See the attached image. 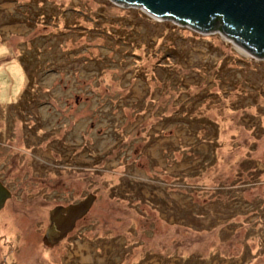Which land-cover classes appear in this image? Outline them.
Returning a JSON list of instances; mask_svg holds the SVG:
<instances>
[{"label": "rangeland", "instance_id": "obj_1", "mask_svg": "<svg viewBox=\"0 0 264 264\" xmlns=\"http://www.w3.org/2000/svg\"><path fill=\"white\" fill-rule=\"evenodd\" d=\"M0 180V264H264V59L110 0H0Z\"/></svg>", "mask_w": 264, "mask_h": 264}, {"label": "water", "instance_id": "obj_2", "mask_svg": "<svg viewBox=\"0 0 264 264\" xmlns=\"http://www.w3.org/2000/svg\"><path fill=\"white\" fill-rule=\"evenodd\" d=\"M123 8H139L148 16L170 20L198 34L217 33L239 52L264 59V0H110ZM0 181V210L10 198ZM94 196L48 212L44 239L50 245L62 239L89 210Z\"/></svg>", "mask_w": 264, "mask_h": 264}, {"label": "flooded vegetation", "instance_id": "obj_3", "mask_svg": "<svg viewBox=\"0 0 264 264\" xmlns=\"http://www.w3.org/2000/svg\"><path fill=\"white\" fill-rule=\"evenodd\" d=\"M1 181V180H0ZM2 182V181H1ZM3 184V183H2ZM4 185V184H3Z\"/></svg>", "mask_w": 264, "mask_h": 264}]
</instances>
